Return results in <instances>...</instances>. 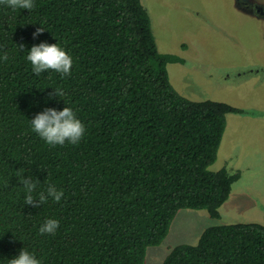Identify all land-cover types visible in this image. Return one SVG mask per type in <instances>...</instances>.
Returning <instances> with one entry per match:
<instances>
[{
	"label": "trees",
	"instance_id": "16d2710c",
	"mask_svg": "<svg viewBox=\"0 0 264 264\" xmlns=\"http://www.w3.org/2000/svg\"><path fill=\"white\" fill-rule=\"evenodd\" d=\"M33 3L0 2V264L23 249L40 264H146L181 210L219 219L240 173L211 166L228 115L244 111L174 87L168 66L184 59L159 51L142 0ZM41 43L72 57L70 75L33 73L27 55ZM66 106L85 135L50 146L31 120ZM21 175L36 183L34 199L53 184L61 201L26 205ZM47 219L59 221L55 234H40ZM162 264H264V225L211 226L197 244L169 247Z\"/></svg>",
	"mask_w": 264,
	"mask_h": 264
},
{
	"label": "rangeland",
	"instance_id": "374dc122",
	"mask_svg": "<svg viewBox=\"0 0 264 264\" xmlns=\"http://www.w3.org/2000/svg\"><path fill=\"white\" fill-rule=\"evenodd\" d=\"M174 87L185 97L228 103L244 112L228 126L212 171L240 173L230 198L213 219L206 210L183 209L146 264H162L168 248L197 244L209 227L264 225V0H142Z\"/></svg>",
	"mask_w": 264,
	"mask_h": 264
},
{
	"label": "clouds",
	"instance_id": "9594fccd",
	"mask_svg": "<svg viewBox=\"0 0 264 264\" xmlns=\"http://www.w3.org/2000/svg\"><path fill=\"white\" fill-rule=\"evenodd\" d=\"M12 9L21 8L31 10L35 7L33 0H0ZM44 29L38 28L33 34H40ZM24 45L19 48L23 49ZM8 54L5 52L0 60L7 61ZM27 60L32 65V71L36 76L51 69L57 73L67 76L71 74L72 57L58 44L41 43L33 46L27 55ZM54 95L62 96L64 93L59 89H54ZM32 131L39 135L50 146H63L65 142L78 144L85 135L84 124L76 117L73 109L64 107L63 110L48 108L39 113L31 120ZM20 183L26 191L25 204L39 207L43 205L49 198L55 202H60L64 193L58 190L53 184H49L46 192H40L38 199H34L32 193L37 185L31 178L20 176ZM59 227V221L56 219H47L40 227V234H55ZM8 264H40L35 256L23 249L17 257L8 260Z\"/></svg>",
	"mask_w": 264,
	"mask_h": 264
}]
</instances>
